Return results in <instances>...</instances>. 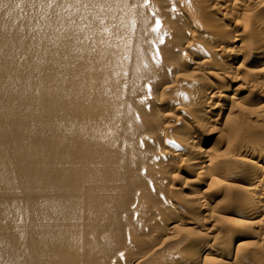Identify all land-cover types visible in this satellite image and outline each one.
Masks as SVG:
<instances>
[{"label": "bare ground", "instance_id": "6f19581e", "mask_svg": "<svg viewBox=\"0 0 264 264\" xmlns=\"http://www.w3.org/2000/svg\"><path fill=\"white\" fill-rule=\"evenodd\" d=\"M0 264H264V0H0Z\"/></svg>", "mask_w": 264, "mask_h": 264}]
</instances>
